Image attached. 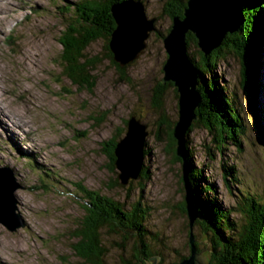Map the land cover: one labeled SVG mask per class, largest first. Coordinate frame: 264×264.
Returning a JSON list of instances; mask_svg holds the SVG:
<instances>
[{
	"label": "rangeland",
	"instance_id": "obj_1",
	"mask_svg": "<svg viewBox=\"0 0 264 264\" xmlns=\"http://www.w3.org/2000/svg\"><path fill=\"white\" fill-rule=\"evenodd\" d=\"M143 1L147 18L153 20L144 46L136 57L123 63L116 59L111 40L113 59L107 55L104 38L91 44L85 52L98 58L91 71L92 87L88 88L76 83L64 66L67 61L61 39L70 10L63 13L60 7L75 9L72 2L0 0V109L7 110H0V135L4 132V137L0 136V165L12 169L17 183L12 215L16 228L0 220V264H92L75 247L90 200L80 186L112 196L128 209L134 202L144 204L149 213L145 221L150 231L148 241L156 252L145 264H172L181 253L190 252L188 213L178 207L186 197V166L171 153L168 138L169 127L180 119L181 94L175 81L162 82L166 75L163 68L170 59L165 39L174 18L165 10L170 0ZM249 4L264 12V0H245L244 37L252 34L247 19L253 21V17L246 13ZM176 17L184 18L185 13ZM262 18L264 21V15ZM189 32L195 38H188ZM252 39L248 45L233 36L222 42L220 58L207 65L203 74L214 82L213 89L207 86L203 90L207 82L202 83L198 66L205 62L202 51L212 52L202 49L193 30H187L185 36L186 55L199 74L196 87L205 104L203 113L201 107L196 108L197 119L186 132V158L189 145L193 165L203 171L197 194L196 182L193 186L195 200L202 207L207 200L217 208L224 205L218 222L222 227L230 221L244 227L251 220L262 224L256 212L264 207V22L261 36ZM249 44L258 50L250 75L246 73L250 62L244 63ZM255 85L259 91L255 92ZM226 99L237 105L238 134L225 131L214 115L215 109L224 112ZM211 100L214 110L209 108ZM163 114L167 122L162 121ZM133 116L148 132L145 149L150 151L145 154V167L149 173L144 179L123 184L116 182L121 178L120 169L111 167L104 142ZM159 129L162 139L157 137ZM225 166L232 167L234 174ZM221 226H217L219 233L225 231ZM205 228L203 222L194 225L197 248L206 253L208 244H217L213 253L219 251L222 260L220 244L224 241L211 229L205 234ZM124 235L102 227L99 240L106 264L140 263L131 259L132 242ZM210 259L206 255L207 264Z\"/></svg>",
	"mask_w": 264,
	"mask_h": 264
},
{
	"label": "trees",
	"instance_id": "obj_2",
	"mask_svg": "<svg viewBox=\"0 0 264 264\" xmlns=\"http://www.w3.org/2000/svg\"><path fill=\"white\" fill-rule=\"evenodd\" d=\"M70 1L72 2L71 4L73 7H75V9L60 7L63 13H65V10L66 12L70 10V17L69 19L67 18V22H65L67 28L63 32L61 39L65 47L63 58L65 61H67L66 64L64 63V66L69 76L74 79L76 83L90 88L92 87V83L90 81L92 76L91 71L93 70L94 63L96 62L95 59L98 57H89L85 51L88 49V47H90L91 44L97 42L98 40H100V38H104V41L106 43V49L109 51L107 55L113 59V54L110 51V40L111 33L116 27V21L112 12V6L122 0ZM169 3L167 4L165 10L169 11V15L172 18H175L178 15L184 17L183 12L184 8L187 5V0H170ZM246 13L247 16L251 14V16L253 17V21H251L250 17H248L249 19H247L252 29L250 40H253L252 38H255V36H261V26L264 22L262 17L264 15V12L263 10L261 11V9L250 5V8L248 6ZM187 37L195 38L194 34L191 32L188 33ZM262 49L260 51V54L262 53ZM222 50L223 49L221 48H217L213 50L211 54H205L202 51V55L204 56L205 62L199 65L198 68L200 70V78H202V83L203 81L204 83L205 81L207 82L204 85L203 90H205L207 86L212 88L214 85V82H210L209 76L207 75V77H205L203 74L204 71L207 69V65L211 63L213 64L220 58ZM121 70L124 71L125 68ZM254 90L255 92L257 90H260V88H258V85H255ZM233 95L235 94L233 93ZM203 96H205V98H207L208 100L210 99L209 95ZM207 99L205 101H207ZM226 100L227 101H225L223 105L224 112H216L215 109V111H213L214 115L218 118V121L222 122L225 131L233 134H238L240 120L236 118L237 114H234L238 110L237 105L235 104V102L232 101V99ZM210 103H212V105H210L209 108H212L214 110L213 104L215 103L212 102V100L209 102V104ZM158 105V108L162 107L161 102H159ZM199 107L202 108L201 113H203L205 107L203 98ZM223 113H225V115ZM133 115L139 117L135 113H133ZM167 120L168 118L166 117V114H163L162 121L167 122ZM128 122V120H124L125 126L118 127L117 133H115L110 140L104 142V150L110 155L112 168L116 167L117 155L115 153V149L118 145L119 139L126 133L128 129ZM175 123L172 124L171 127H169L170 131L168 134V138H171V153L174 154L177 160L179 159L178 161H183V158H180L177 154L178 140L175 136ZM215 125L218 124L216 123L214 124V126ZM160 131L161 130L159 129V134L157 135V137L159 139H162V134ZM148 151H150V149L146 148L145 154ZM187 153V165L190 175L189 177L194 187L196 182L197 186L195 188V193L197 194L198 183L200 181V178L203 177V171L201 168H198L193 165V151L190 149L189 145H187ZM226 163L227 162L225 161V164ZM224 168H226V166ZM226 170L234 174L232 167L227 168ZM148 173V167H145L141 171L139 177L141 179H144V177L147 176ZM119 179L120 180H116V182L119 183L120 181L121 183H123L120 177ZM80 189L90 200L87 201L86 204V209L88 213L82 220V226L78 231L80 232V239L76 243L75 247L78 252L82 255V258L86 259V262L92 264H106L104 254L102 252V246L100 245L99 240V234L103 226H105L110 231L117 232L118 230L124 232V237L128 240L131 239L133 248L131 259H138L140 262L139 264H145V262L148 261V256H152L156 253L154 250H152L148 241V235L150 234V231L148 229L146 230L145 221L149 213L145 210L143 203L139 201L134 202L133 207L131 209H128L126 208L124 203L120 202L112 196L102 194L98 190H88L87 187L83 186H80ZM214 194L216 193L213 191V195ZM207 201L208 203H205L206 207H201L205 213V219L203 221V224L207 226L205 230L207 233L210 229L215 231L216 233H218L221 239L226 242H222L220 244V250L224 249V256L222 260H220L219 258V251H214L213 253V250L215 249L217 244L212 245V254L210 256L212 260L210 259V264H264V219L262 218L264 217V207H259V211L256 212V214H258L257 216H260L259 220L261 219L260 221H262L261 226H258V224L256 225V223L251 220V222L249 221L250 223H247L246 227H244L243 224L239 226V224H236L234 221H230L226 224L225 227H222L221 224H219L218 222L220 221V217L224 212V205H222L221 208H217L212 203H210V200ZM255 205L259 204L255 203ZM178 207L181 209L182 212L186 213V201H183V203H181ZM208 210L212 215L211 218H209L208 216ZM220 210H222V212ZM253 223L255 225H253ZM217 226L219 228L221 226L225 231L221 230V232L219 233V228ZM246 228H249L247 236L245 234ZM155 241L156 240H153V242ZM189 255L190 252L186 255L181 253L180 257L177 258V261L173 262L172 264L178 263L181 259L188 257Z\"/></svg>",
	"mask_w": 264,
	"mask_h": 264
},
{
	"label": "water",
	"instance_id": "obj_3",
	"mask_svg": "<svg viewBox=\"0 0 264 264\" xmlns=\"http://www.w3.org/2000/svg\"><path fill=\"white\" fill-rule=\"evenodd\" d=\"M184 11L185 17H175L170 35L165 39V46L170 53V59L165 65L164 82L167 79L175 81L180 96V119L175 128L178 139V151L186 166L184 181L186 183V212L188 213L190 234V255L178 264H207L204 251L196 246L193 234L195 222L203 218L198 211V201L195 200L193 184L187 169L186 158V132L194 120L197 119L196 108L200 106L202 97L196 87L198 81L195 68L189 62L185 51L186 31L193 30L202 49L208 53L217 49L223 41L233 36V39L242 38V42L251 43L250 37L242 35V22L244 20L245 0H188ZM116 21L111 47L116 53V59L127 63L137 56L144 46L148 30L153 27V20L148 19L145 7L136 0H123L112 6ZM247 47V46H246ZM258 50L248 46L247 57L244 63L250 62L246 73L250 72L255 64L254 57ZM123 57V58H122ZM250 70V71H249ZM247 75V74H246ZM190 86V87H189ZM252 109V108H251ZM253 111V110H252ZM255 117V116H253ZM146 125L135 116L129 119L128 131L121 137L116 147V166L120 169V176L124 184L132 178H138L145 167V141L147 137ZM189 173V172H188ZM4 177L10 183L7 201L0 200V206L7 204L11 213L0 211V220L8 225L15 209L13 191L17 188L14 174L11 170L0 168V178ZM3 181H0V190L3 191ZM6 185V184H5ZM7 195V194H6ZM14 228V227H13Z\"/></svg>",
	"mask_w": 264,
	"mask_h": 264
},
{
	"label": "bare ground",
	"instance_id": "obj_4",
	"mask_svg": "<svg viewBox=\"0 0 264 264\" xmlns=\"http://www.w3.org/2000/svg\"><path fill=\"white\" fill-rule=\"evenodd\" d=\"M137 1H139V2H141V4H142V6L143 7H145V12H146V4H145V2L143 1V0H137ZM3 5V3H0V6H2ZM5 7V6H4ZM1 15H3V13H1L0 12V16ZM146 15H147V12H146ZM148 16V15H147ZM8 18H12V15H10ZM1 23H3V22H1ZM4 25H6L5 23H4ZM4 25H3V28H4ZM111 41H112V38H111ZM5 71V70H4ZM0 73H1V69H0ZM199 75V74H198ZM0 110H2L1 112H4V111H7L6 109L3 111V109H0ZM10 114V113H9ZM255 114V113H254ZM11 115V114H10ZM180 116V115H179ZM255 117H256V114H255ZM7 119H9V118H7ZM11 122L13 121V120H10ZM178 122V121H177ZM15 126H17L16 124H14ZM14 128H16V127H14ZM1 137L3 136L4 137V132H1V135H0ZM179 149H178V146H177V154H178V156L180 157V158H182V156L181 155H179V151H178ZM146 155H144V157H145ZM33 160L32 159H30L29 160V162H32ZM0 168H4V167H1V165H0ZM187 169H188V165H187ZM9 170H12V169H9ZM188 171H189V169H188ZM13 174H14V172H13ZM132 179H135V178H132ZM0 181H3L4 183H2L3 184V191L2 190H0V200L1 201H7L8 200V198H9V195H8V193H9V191H8V189L10 188V183L6 180V178H4V177H1L0 178ZM6 184V185H5ZM7 194V195H6ZM202 204L200 203L199 204V206H198V211L203 215V218H201V219H198L195 223L197 224V223H201L202 224V222L204 221V219H205V213H204V210H202ZM0 211L1 212H3V213H11L12 214V211L8 208V206H7V204H4V205H2V206H0ZM6 216H7V214H6ZM8 217V216H7ZM10 224H12L13 226H14V228H16V224H17V221H16V218H15V216L13 217V216H11L10 217ZM21 224H22V222H20ZM7 224V223H6ZM10 226V225H9ZM11 227V226H10ZM204 232H205V234H207V232H206V230H204ZM211 238V237H210ZM208 250H207V252L206 253H204L205 255H207L208 257H210V252H211V250H212V246L210 245V244H208ZM186 258V257H185ZM184 259V258H183ZM183 259H181V260H183ZM180 260V261H181ZM205 260H206V258H205ZM179 261V262H180ZM176 264H178V263H176Z\"/></svg>",
	"mask_w": 264,
	"mask_h": 264
}]
</instances>
